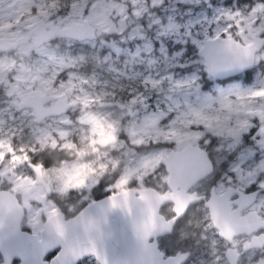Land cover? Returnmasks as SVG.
Returning a JSON list of instances; mask_svg holds the SVG:
<instances>
[{"label": "rangeland", "instance_id": "374dc122", "mask_svg": "<svg viewBox=\"0 0 264 264\" xmlns=\"http://www.w3.org/2000/svg\"><path fill=\"white\" fill-rule=\"evenodd\" d=\"M247 2L63 0V10L56 0H0L5 40L64 17L62 27L86 20L96 34L79 42L86 46L81 53L66 50L70 40L34 47L30 38L0 55V186L11 184L40 203L26 205L31 227L59 209L25 173V162L40 152L60 156L43 174L58 200L74 193L73 203L62 204L65 210L89 198L100 179L106 189L131 182L141 187L147 176L156 182L165 155L186 145L206 147L224 169L219 190L225 182L264 187V49L248 82L242 75L213 81L196 56L201 39L247 44L264 32V0ZM34 93L67 97L69 116L39 126L31 112H11ZM9 115L16 121L7 122ZM192 224L196 233L189 230L186 238H192L193 254L186 264H226L209 223Z\"/></svg>", "mask_w": 264, "mask_h": 264}, {"label": "water", "instance_id": "95a60500", "mask_svg": "<svg viewBox=\"0 0 264 264\" xmlns=\"http://www.w3.org/2000/svg\"><path fill=\"white\" fill-rule=\"evenodd\" d=\"M67 19L64 17L57 23H38L14 40L0 38V53L12 52L30 38L34 47L57 39L75 42L96 39L94 28L88 21L80 20L62 27ZM263 45L264 39H253L250 44L241 45L229 38L215 37L201 40L196 56L203 63L204 73L218 82L250 69L254 54ZM72 106L65 96L59 98L47 94L27 95L17 105L18 108H30L35 121L57 116ZM162 166L167 175L166 191L159 194L151 188L124 190L90 203L73 218L64 220L60 214L49 216L39 236L19 230L21 209L11 194L0 192V264H9L11 259L18 260V264H48L43 257L46 251L55 249L58 255L65 254L60 257V264H76L78 259L90 255L99 264H182L187 253L177 252L164 257L156 248L155 239L169 234L187 206L201 199L194 198L187 190L210 173L211 164L202 148L186 145L178 151H169ZM41 182L37 168L34 183ZM229 196L226 189L219 196H209L204 202L211 226L227 242L233 236L249 233L247 226L250 222V215L238 217L245 205L230 211ZM249 198V195L238 194V201L247 199L250 202ZM165 204H171L173 214L168 220L158 214V209ZM224 258L227 264H236L232 250H226ZM255 264L264 263L257 261Z\"/></svg>", "mask_w": 264, "mask_h": 264}, {"label": "flooded vegetation", "instance_id": "af4514ba", "mask_svg": "<svg viewBox=\"0 0 264 264\" xmlns=\"http://www.w3.org/2000/svg\"><path fill=\"white\" fill-rule=\"evenodd\" d=\"M236 1H238V0H236ZM247 1L248 0H243V3L247 2ZM219 38H223V37H219ZM253 39H258V40L264 39V32H262L258 36H252L250 39V42L247 44H241L238 41H236L234 39L233 40L238 42L241 45H248L252 42ZM57 40H68V39H57ZM70 41H72V40H70ZM51 42H49V43H51ZM49 43H47V44H49ZM263 49H264V45L254 54L253 66L250 69L245 70L244 72H241L240 74H238V76L231 78V79L233 80V79H235L241 75L243 76L247 72H248V74L251 75V72L255 68V65H256L255 57ZM14 51H12V52H14ZM12 52H8V53H12ZM8 53H0V55L8 54ZM257 63H259V62L257 61ZM250 75H249V77H250ZM228 80H230V79H228ZM228 80L218 81V82H225ZM34 94H36V93H34ZM47 95L59 97L58 95H53V94H47ZM59 98H61V97H59ZM19 102H21V101H19ZM18 103L16 104V107H13L11 112L14 115H16L17 113L22 112V111H29L32 114L33 122L39 126H41L43 122H45L49 119L58 118L61 116H69V114L73 108V107H68L65 112H63L57 116H47V117H45L39 121H35L33 111L30 108H26V107L18 108L17 107ZM49 103H47L46 105H48ZM109 105H110V103H102V105H100V106L105 107V106H109ZM8 121H10V122L14 121L15 122L16 118L12 119V116L9 115L7 117V122ZM12 136H14V135H12ZM194 146L200 147L205 151L206 156H207V158L211 164L210 173L207 174L205 177L201 178L200 180H198L196 183H194L187 190V193H192L194 198L201 197V199H199L198 201L187 206V208L184 211V213L182 214V216L175 220L169 234L157 237L155 239L156 248L158 249L159 252H161L163 254L164 257L174 255L177 252L187 253L188 256H187L186 260L182 263V264H186L188 262V260L191 259L192 254H193V241H192L191 237L189 239L186 238V234H187L186 232L190 230V232H189L190 235H191V233H196L195 228H191V226L193 225L192 222L193 223L195 222L198 225H200L201 223L204 222V223H209L210 227L214 230L215 235L218 238V241L220 243L218 245V248L221 250L222 258L224 259L226 264H227V262L224 258V253L226 250H232L234 252V255H236V264H255L257 261H261L264 263V260H263L264 259V203L259 202L260 197L264 194V187L257 185V183H252V184H249L246 187L242 188L236 183L225 182L222 185V189L219 190L218 183L220 181V176L223 173H225L224 169L218 167V163L213 159V157L211 156V153L208 151V149L206 147H204L202 145H194ZM59 157L60 156L56 155V153L54 151H50L47 154L40 152L37 155V158H32L29 161L25 162V164H24L25 165V168H24L25 173L30 178L33 186L35 188H38L39 191L41 193H43V196L47 202H49V203L55 205L57 208H59L57 211H55L49 215H45V216L41 215L40 225L38 227H31L27 223L26 205L27 206L28 205L38 206L40 203L33 200V199H30V198L25 199L23 196L19 195L17 192H15L11 189V184H5V185L0 186V192H8L9 194H11L13 196V198L15 199L17 205L21 209V219L19 222V230L20 231L27 232L30 234H35V235L39 236V231L41 230L44 221L49 216H52L55 214H60L64 220L73 218L76 216V214L82 208L89 205L90 203L98 201V200L103 199V198H106L108 196L114 195L116 193L122 192L124 190H133V189H139V188H151L159 194L167 190V187L165 185L167 175L164 172L163 167H162V170L164 172V175H162L161 179L157 178V175H156L157 173L155 174V177L157 178L156 182H152L151 177H150V181H151V183H153V187L146 186V185H144V183L141 187H137L134 184V182H131V183H127L125 185H121L118 188L106 189V184L102 181V179H100V181H98V183L91 189L89 198L79 201L70 210H65V209H63L62 204L73 203L74 198L72 196L74 195V193L69 192L62 201L58 200L57 195L53 191L52 186L46 180V178L44 177V174H43V171L45 169H47L48 167H54L59 163V160H60ZM37 168H38V171L40 172V179L43 183L42 182L39 184L34 183V173L36 172ZM158 173L160 175V172H158ZM226 189H228V191L230 192V196L227 199L230 211H234L238 206H244L245 205V207L238 212V217L250 215V217H249L250 222L247 226V230H249V233H241L239 235L233 236L229 242L220 238L217 235V231L210 224L207 210L204 207V202L207 201L209 196H211V195L212 196H219L220 194L224 193ZM238 194H242L245 196L249 195V197H250L249 199H251L250 202L247 199H243L242 202L239 200L240 201V203H239ZM158 214H160L165 220L170 219L173 216V214L171 212V204H165V205L161 206L158 209ZM187 223H189V224L187 225ZM185 225L187 227H185ZM176 233L182 234V239L177 238ZM149 241H151V239H149ZM55 250H57V249H55ZM247 255H251V257L247 261H244V259ZM83 259H86L88 261V264H99L97 262V260L92 255H90L86 258H83ZM0 261H1V257H0ZM43 261H45L44 257H43ZM18 263H19V261L15 260V259H11L9 261V264H18Z\"/></svg>", "mask_w": 264, "mask_h": 264}, {"label": "trees", "instance_id": "16d2710c", "mask_svg": "<svg viewBox=\"0 0 264 264\" xmlns=\"http://www.w3.org/2000/svg\"><path fill=\"white\" fill-rule=\"evenodd\" d=\"M56 1H58V3H59V9H62L63 7H60V6H61V4H63L62 3L63 0H56ZM65 9L66 8H63V10H65ZM60 12L61 11H59V10L57 11V13H59V14H60ZM58 41H62V40H56V41L54 40L51 43H56ZM66 50H70L72 53H76V52L81 53L83 51H86V46L85 45H82V44H79V42L77 43L75 41H70V45L66 47ZM95 70H99V69L96 68ZM249 75L250 74H248V72H247L245 75L241 76L242 81L243 82L250 81ZM158 171L160 172V177H161L163 175V173H164L161 166L159 167ZM158 171L156 170V172H158ZM143 183L146 186L153 187V183H151V181H150V176L145 177Z\"/></svg>", "mask_w": 264, "mask_h": 264}, {"label": "snow or ice", "instance_id": "6c2138e0", "mask_svg": "<svg viewBox=\"0 0 264 264\" xmlns=\"http://www.w3.org/2000/svg\"><path fill=\"white\" fill-rule=\"evenodd\" d=\"M63 255L65 254L61 253L60 255H58L57 250L46 251L44 260L48 262V264H60V257ZM76 264H88V261L86 259L81 258L76 261Z\"/></svg>", "mask_w": 264, "mask_h": 264}]
</instances>
